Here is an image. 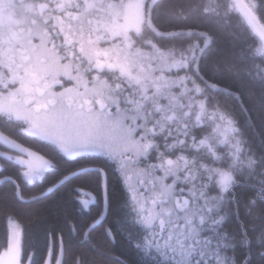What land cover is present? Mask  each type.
<instances>
[{"label": "snow or ice", "instance_id": "snow-or-ice-1", "mask_svg": "<svg viewBox=\"0 0 264 264\" xmlns=\"http://www.w3.org/2000/svg\"><path fill=\"white\" fill-rule=\"evenodd\" d=\"M0 222V264H264V0H0Z\"/></svg>", "mask_w": 264, "mask_h": 264}, {"label": "trees", "instance_id": "trees-1", "mask_svg": "<svg viewBox=\"0 0 264 264\" xmlns=\"http://www.w3.org/2000/svg\"><path fill=\"white\" fill-rule=\"evenodd\" d=\"M24 224H25V228L27 229L29 227L28 221H25ZM3 231H4V224L3 222H0V237L3 236Z\"/></svg>", "mask_w": 264, "mask_h": 264}]
</instances>
